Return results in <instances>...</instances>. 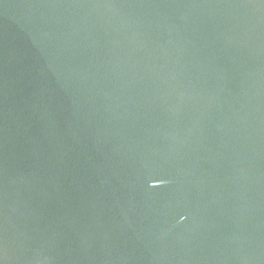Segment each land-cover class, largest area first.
Masks as SVG:
<instances>
[{
	"label": "water",
	"instance_id": "water-1",
	"mask_svg": "<svg viewBox=\"0 0 264 264\" xmlns=\"http://www.w3.org/2000/svg\"><path fill=\"white\" fill-rule=\"evenodd\" d=\"M0 264H264V0H0Z\"/></svg>",
	"mask_w": 264,
	"mask_h": 264
}]
</instances>
